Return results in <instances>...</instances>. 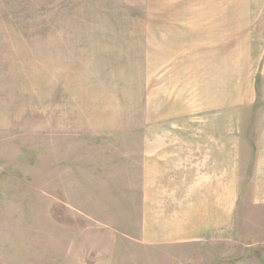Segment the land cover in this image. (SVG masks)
I'll return each mask as SVG.
<instances>
[{"label": "rangeland", "instance_id": "374dc122", "mask_svg": "<svg viewBox=\"0 0 264 264\" xmlns=\"http://www.w3.org/2000/svg\"><path fill=\"white\" fill-rule=\"evenodd\" d=\"M210 20L242 42L182 34ZM247 45L256 91L238 131L264 163V0H0V264H264V164L244 174L259 181L244 237L197 257L142 247L130 166L137 134L193 129L176 119L213 100L189 59Z\"/></svg>", "mask_w": 264, "mask_h": 264}, {"label": "crops", "instance_id": "0c3cea01", "mask_svg": "<svg viewBox=\"0 0 264 264\" xmlns=\"http://www.w3.org/2000/svg\"><path fill=\"white\" fill-rule=\"evenodd\" d=\"M197 23L186 24L182 34L187 40L228 48L242 42L238 27L231 37L235 45L220 21ZM223 47L189 59L197 64L191 66L195 72L187 78L188 84L194 93L213 99L199 103L197 117L176 119L195 128L136 135V157L131 156L130 166L137 170V237L145 249H171L197 257L207 253L205 249L212 254L234 246L246 232L248 215L241 211L251 204L247 191L258 189L259 181L256 176L248 182L244 174L252 166L257 175L264 163L253 158L238 126L243 111L252 108L256 60L250 45L243 51L230 50L234 53L222 51Z\"/></svg>", "mask_w": 264, "mask_h": 264}]
</instances>
